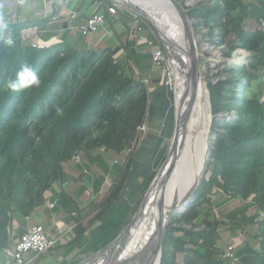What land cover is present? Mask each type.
<instances>
[{
  "label": "trees",
  "instance_id": "obj_1",
  "mask_svg": "<svg viewBox=\"0 0 264 264\" xmlns=\"http://www.w3.org/2000/svg\"><path fill=\"white\" fill-rule=\"evenodd\" d=\"M69 1L48 0L52 12L38 19L0 20V254L27 230L23 225L38 224L33 221L39 211H47L50 220L45 208L48 191L55 201L52 210L65 212L71 226L53 248L37 256L24 253V261L31 258L27 264H42L50 253L60 264L67 255L75 258L110 240L101 232L107 224L117 223L115 228L122 230L137 210L119 201L124 194L127 202L133 200L139 190L138 177H133L136 158L147 151L142 155L151 159L152 134H162L164 128L168 137L174 123L172 108L165 122L158 114L153 119L166 100L157 106L151 101L158 88L159 98L166 95L157 83L161 70L148 71V46H135L134 23L127 12L106 20L107 32L96 46L68 41L72 33L61 40H44L40 47L21 38L22 29L45 24L54 17L56 5ZM111 5L112 0H83L73 22L87 20L91 9L107 17ZM185 8L200 42L219 48L225 59L237 49L250 57L247 63L224 60L216 65V73L204 64L212 114L210 159L185 211L170 215L160 264H264V92L261 86L247 93L264 81V0H203ZM144 29L149 40L157 38L146 21ZM25 65L39 77V85L9 89V80L28 78ZM142 124L152 137L143 144L138 134ZM77 151L82 152L81 164L70 160ZM68 167L79 169L83 184L75 183V190L63 184L64 189L56 191L53 187L66 181ZM118 202L121 216L114 212ZM230 203L236 205L222 217L216 215ZM14 225L22 228L11 232ZM220 227L231 228V234L246 230L236 262L220 257L225 236Z\"/></svg>",
  "mask_w": 264,
  "mask_h": 264
},
{
  "label": "water",
  "instance_id": "obj_2",
  "mask_svg": "<svg viewBox=\"0 0 264 264\" xmlns=\"http://www.w3.org/2000/svg\"><path fill=\"white\" fill-rule=\"evenodd\" d=\"M123 4L128 5L134 9L145 21H147L151 27L156 32L159 41L164 49L165 55L169 64H171V73L175 81V90L173 91V96H169L171 100L172 109H173V119H174V130L170 140L168 154L158 169L157 173L150 182L148 188L146 189L142 201L131 217V220L127 225L121 230L117 237L112 239L106 246L97 251L92 256L80 261L77 264H110L108 259L111 258L110 255L114 253V248L116 245H119L125 236L130 231V228L136 218L139 215V212L146 207V203L150 198V191L152 187L158 189V211H159V220L156 224L154 231L151 233L149 241L144 247V262L145 264H160L161 254H162V242L163 237L168 225L170 215L175 212H183L191 201L194 192L202 182L206 170L207 163L210 159V149H209V138L211 133V108L209 102V93L206 88V82L203 80L202 76V65L200 62V53L198 49V44L196 40V35L193 29L194 20L191 19L187 14V9L185 6H188L189 0H186L182 4L178 0H164L166 8L171 11L172 14L166 13L170 18V22L166 19L156 18L151 14L155 20H159L163 23V30H159L156 24L150 19V14L148 16L147 12H143L140 8H136L131 4L127 3L126 0H116ZM148 1L150 4L155 5L157 8L159 5L156 4V0H144ZM152 5V6H153ZM153 13V12H152ZM154 14V13H153ZM166 20V21H164ZM116 52V51H115ZM176 82L178 84L177 96H176ZM203 85L206 93V105L207 112L209 117L208 129L205 140V157L201 165V169L194 178L192 184L189 186L190 191L183 195L182 203L179 208H170L164 209L165 199L164 192L165 186L168 183L171 173L174 170L176 165L178 152L182 149L184 144V133L186 126L188 125L191 114H193V107L197 98V92L200 86ZM225 115V114H224ZM160 132H158L159 134ZM187 168V166H186ZM111 260V259H110Z\"/></svg>",
  "mask_w": 264,
  "mask_h": 264
},
{
  "label": "rangeland",
  "instance_id": "obj_3",
  "mask_svg": "<svg viewBox=\"0 0 264 264\" xmlns=\"http://www.w3.org/2000/svg\"><path fill=\"white\" fill-rule=\"evenodd\" d=\"M115 1L116 0H112V2H115ZM200 1H203V0H192V2H190V4L188 6H186V7L193 6V5H195L196 3L200 2ZM7 2H8L7 0H3V1L1 0L0 8H1L2 4L5 6L7 4ZM116 2H118V1H116ZM121 4L124 6L125 9H128V10L130 9L134 13H137L134 9H132L128 5L123 4V3H121ZM50 6H51V3L48 2V0H25V2L22 5H20L19 7L15 8V9H13V12L9 13V16L4 17L3 19L6 20L8 18V20H10L11 16L14 18L13 15H15V16L18 15L20 7L27 11L25 13H27L28 16H32L30 18V20L38 19V18H41V17L45 16V14L50 13V11L48 10L50 8ZM36 8L41 9L43 11V13L41 12L40 16H34V14H33L34 11L32 9H36ZM91 10L89 11L88 14H90ZM12 13H13V15H12ZM14 20H15V18H14ZM146 23H147V25L149 24L147 21H146ZM77 26L78 25H76V27ZM67 33L68 34L69 33L74 34L71 38H67V40L70 41V42H73V41H77V42H81V43L82 42H90L92 45H95V43H97L98 40L100 41L102 39V37L106 34V30L104 28H101V30H99L98 32H96L94 34H91L89 36H85V37L80 35L78 28H74L73 30H68ZM156 37H158L157 34H156ZM61 38H66V35L64 34ZM199 39H200V35H196V40H197L198 49H199V53H200V62H201V65H202V76H203V80L204 81H205V79H204V72H205L204 64L206 62H208L210 67L212 68L211 73H216V71H217L216 68H215L216 65L222 64V62L224 60H226V62L229 63L233 56H237L239 58V60H240V63H247L249 61L250 54L248 52L242 50V49L235 50L233 52L231 58L225 59V58H222V54H221V51H220L219 48H214L212 45H210V44H208L206 42H200ZM39 41L41 42V40H39ZM165 57H166V60H167V56H165ZM150 60H151V66L148 67V71L152 70L154 68L152 66L153 62H152L151 56H150ZM169 69H168V73L169 74H166V76L164 74L163 78H161V80L157 82L158 86L160 88H164L165 89V91H166L165 94L166 95H164L163 98H159V95H158V91H159L158 89L159 88L151 93V101H152V104H154V106H157L158 103H160L163 99H166L164 101L165 102V106L163 108H161L160 113H158V112L153 113L154 116H157V114H158L160 116L162 122H165V120L167 118L166 115H165V114H167L166 111H168L169 109L172 108V104H170L171 100H168L167 96H173V94H174L173 91L175 90V87H174L175 82L173 81L174 77H173L172 73H170L171 68H169ZM132 71H133V73L135 75H137V71L136 70L135 71L132 70ZM262 73L264 74V70L262 71ZM128 74H129V71H128ZM261 86H262V93H263L264 92V81L263 80H262V85H257V83L253 84L252 87L248 90L247 93L248 94H250V93L252 94V92H256L258 90V88L261 87ZM151 125L152 124L150 123L149 126H151ZM163 130H164V128L162 129V134H161V131H160L159 134L158 133H156V134L153 133L152 134V135H155V138L153 137L154 140L152 142V145H150L151 146L152 155H151V159H149V160H151V161L149 163H146L145 166H142V168H144V170H143V172L141 171L139 173L140 175L139 174L133 175V177H136V178L139 175L138 180H137L138 183H139V190L135 193V196H134L133 200L127 202L126 198L124 196L125 194L119 200V201L122 200L123 201L122 203H126V206H127V204L128 205L130 204L131 206H136L137 208L139 207V205H140V203L142 201V198H143V195H142L143 189H145L146 186H149V185H147L149 178L154 173L155 174L157 173L158 169L160 168L161 164L163 163V161L165 160V158H166V156L168 154L170 140H171L172 133H173V130H174V124H173V126L171 128L170 136L166 137V133H164ZM209 135H210V133H209ZM148 138H150V141H152V137H149V134H147V136L144 138L143 142L146 141V140L148 141ZM143 142H142V144H143ZM138 155L139 156L137 157V160L143 162L144 159H142V154L139 153ZM75 170H76L75 172H77V173L80 172L78 168H76ZM85 177H87V176H85ZM85 177H84V180L86 179ZM66 186H67V184H65L64 187H66ZM132 186H133V184H132ZM64 187H62V188L64 189ZM128 190H131V189H128ZM86 197H87V195H86ZM94 197H96V195ZM96 200H98V198H96ZM213 201H215V198H213ZM119 203H121V202L117 203V207L114 210V212L117 211L118 214H119V212L121 210V207H122V206H120ZM235 205H236L235 203L234 204L230 203L228 205H225V206H222V207L218 208L217 211H216V215L219 216V217H222L223 214L227 210H229L231 207H233ZM129 208L130 207H128V209ZM55 211H54V214L57 213V215L59 216V212H57V210H55ZM250 212H252V210H250ZM133 214H132V216H133ZM46 219H47L46 212L41 210V211L38 212V214H35V218H34L33 222L36 221V222H38V224L49 226L51 224V221H48ZM29 223L32 224V221H30ZM30 224L26 223L25 225H23V227L26 228ZM19 226L20 225L15 226V228L12 227L11 228V232H16V230L22 228L21 226L20 227ZM220 229H221L220 230L221 234L223 236L225 235L223 243H222V248H224L223 246H225L226 243L233 242V241L237 242V245L239 247L240 245H242L245 242V240L247 238L246 230H245V234H244V232H241V230H239V229L235 230V234H231V232H232L231 228L228 230V228L220 227ZM50 230L51 231L53 230L54 232L56 230H58V232H60V230L55 228V227H53ZM58 232H57V234H58ZM101 232H102V234H104V232H106L105 236L107 235V236H110L112 238L110 240L102 243V244H98L99 248H97V249H93V250H86L85 249L83 254L79 252L77 254V257H75V258H73L71 256L72 254L70 256L67 255V256H65L63 261H60L61 262L60 264H77L80 261L92 256L97 251H99L104 246H106L118 233H120L121 229H119V228L116 229L115 228L114 231L111 230V232H109L108 229H106V227L104 226V228H103V230ZM87 251H90V253H87ZM66 253L64 255H66ZM24 256H25V259H26V257L29 256V254L28 255L25 254ZM0 258H2V257H0ZM3 260L6 262L7 258L4 257V259H2V261ZM55 261L57 262L59 260H55L53 258V255L50 253V254H47V256H45L44 260H42L41 263L42 264H45V263H47V264H56Z\"/></svg>",
  "mask_w": 264,
  "mask_h": 264
},
{
  "label": "bare ground",
  "instance_id": "obj_4",
  "mask_svg": "<svg viewBox=\"0 0 264 264\" xmlns=\"http://www.w3.org/2000/svg\"><path fill=\"white\" fill-rule=\"evenodd\" d=\"M163 1L164 0H156V4L159 5L157 8L148 1L126 0L127 3L136 8H140L143 12H150L156 18H161L162 16L169 24L171 20L166 13H172L166 8ZM190 2H192V0H189V3ZM150 13H148V16ZM151 14L150 19L156 24L159 30H163V23L157 19L155 20ZM230 62L240 63V60L237 56H233ZM176 86L177 96V82ZM192 113L191 119L185 129L183 147L178 152L176 165L165 186L164 209L166 210L170 208L180 209L179 206L182 203L183 195L190 191L189 186L199 173L203 163L202 161L205 157V140L206 135H208L209 117L206 105V93L203 85L198 89ZM149 195L150 198L146 203V207L139 212L138 217L122 242L114 248L115 256L109 253L111 260L108 259V262L110 264H145L144 247L149 241L150 235L154 231L159 220L157 205L159 197L158 189L153 186ZM118 234L115 237H117Z\"/></svg>",
  "mask_w": 264,
  "mask_h": 264
},
{
  "label": "built area",
  "instance_id": "obj_5",
  "mask_svg": "<svg viewBox=\"0 0 264 264\" xmlns=\"http://www.w3.org/2000/svg\"><path fill=\"white\" fill-rule=\"evenodd\" d=\"M24 2L25 0H15L14 9L22 5ZM120 12H127L130 15L131 21L134 23L133 36L135 38V46L139 42L146 43L148 46V53L151 56L153 62L152 66L161 70V78H163L164 74L165 76L166 74H169L168 69L170 68V64L168 60H166L164 49L158 37L155 40H149L147 35L144 34L145 20L138 13H134L130 9H125L120 2H112V5L107 8V17L104 14H97L93 12L87 18V20L80 23L76 28H78L79 32L82 35L89 36L95 33L100 27H103L108 18H115ZM13 16L16 20V16ZM71 16L75 17L76 15L75 13H72ZM14 18L11 16L10 21H14ZM260 25L264 29V16L260 19ZM38 32L39 31L37 27H28L22 29L20 35L23 40H30V44L32 47H40L43 41L41 40L40 42L38 39H36ZM8 39L11 40L9 36H6L5 41ZM138 134L140 135V142L142 143L144 138L148 134L147 127L144 124L138 127ZM81 156L82 152L77 151L71 156L70 160L75 163L81 164ZM123 162H125V160ZM83 172L87 173V170L84 169ZM107 182L108 181H106V185ZM51 196L52 193L48 191L46 194L45 202L46 206L49 209H52L55 206V201H52ZM262 216L263 214L261 213L258 219H261ZM58 238L59 237L57 236L50 235L49 232L41 224H36L28 227L19 239L17 238L12 240L9 247L4 250L5 254L9 257L8 264H27L28 261H24L23 259L24 253L32 251L34 252V256L42 254L47 250L53 248L56 245ZM237 248V242L233 241L229 243V245L227 247H224L220 252V257L226 260H230L231 262H236L238 260V257L236 256Z\"/></svg>",
  "mask_w": 264,
  "mask_h": 264
},
{
  "label": "crops",
  "instance_id": "obj_6",
  "mask_svg": "<svg viewBox=\"0 0 264 264\" xmlns=\"http://www.w3.org/2000/svg\"><path fill=\"white\" fill-rule=\"evenodd\" d=\"M7 1H8L7 4L5 6L2 4V6L0 8V20H3V21H5L3 18L6 16H9V13L13 12V9H14L15 0H7ZM82 2H83V0H70L69 5L66 3H62L61 5H56V7H54L56 10L54 17L50 21H47L45 24L40 25L38 27L39 32H38L36 39L42 40V41L45 40L47 42H49L50 40H52V41L53 40H61L62 39L61 37L64 34L66 35L68 30H73L74 28H76V25H74V22H73L76 18L72 17L71 14L75 13V15H76V13H78ZM0 5H1V0H0ZM32 10L34 11V13H33L34 16H40L41 12L43 13V11L41 9H38V8L32 9ZM48 10L51 13L52 12V6H50V8ZM25 12H27V11L20 7L19 13H18V15H16V19L23 20V21L30 20V18L32 16H28L27 13H25ZM93 12L94 11H91L89 16ZM46 15L47 14H45V16ZM6 20H8V18ZM103 28L107 32V27L104 26ZM98 42H99V40H98ZM98 42L95 43V45H92L90 42H82V45L89 43V45H91V46H96L98 44ZM156 118H158V116H153V119H156ZM148 134H150V133H148ZM150 137H151V134H150ZM148 140H150V138H148ZM151 145H152V143H151ZM145 152H147V151H142L140 153L144 154ZM148 157H149L148 155H146V156L142 155V159H144L143 162L137 160V158H136L135 167L133 169L134 175L139 174L141 172L142 166H145L146 163H149V161H151V160H149ZM76 168L77 167H68L66 170V173H65V175H66L65 180L66 181H64V183H61V184L56 183L53 188L56 191H60L63 189L62 185L64 184V186H65V184L67 183L68 186L70 184H72L71 188L73 190H75L76 188L74 189V187L76 184H77V186L82 185L83 182H81L80 178H78V173L75 172ZM139 175H138V177H139ZM137 180H138V178H137ZM131 186H132V184L131 185L129 184V186H127L128 189H132ZM51 199H52V196H51ZM45 208H47V210H49V213H50V220L49 221H51V224L49 226H44V227L49 232L50 235L60 237V235H63L67 232H70L71 226L67 222L68 218H66L65 212H63L62 210L57 211V212H59V216H58L57 213L54 214V209L50 210L47 206H45ZM46 215H47V219H48V212L47 211H46ZM28 224H30V223H28ZM33 224L28 225L26 228H28L29 226H31ZM115 226H117V223H114V224L109 223L106 225V229H108V231L111 232V230L114 231ZM14 227H15V225H14ZM51 227L52 228L55 227V228L59 229L60 232H58V230H56L55 232L53 230L51 231L50 230V229H52ZM57 232H58V234H57ZM94 234H96V233H94ZM0 257H2V258H0V264H8L9 257L4 252L1 253ZM4 257L7 258L6 262L4 260L2 261V259H4ZM30 260H31V258H29L26 261L29 262Z\"/></svg>",
  "mask_w": 264,
  "mask_h": 264
},
{
  "label": "clouds",
  "instance_id": "obj_7",
  "mask_svg": "<svg viewBox=\"0 0 264 264\" xmlns=\"http://www.w3.org/2000/svg\"><path fill=\"white\" fill-rule=\"evenodd\" d=\"M7 44H11L12 41L10 39L5 41ZM25 73L29 74L26 80H20L19 82L16 80H9L7 82V87L13 91L19 90L22 87L29 86H38L40 83L39 77L35 74L32 68L29 65L24 66Z\"/></svg>",
  "mask_w": 264,
  "mask_h": 264
}]
</instances>
